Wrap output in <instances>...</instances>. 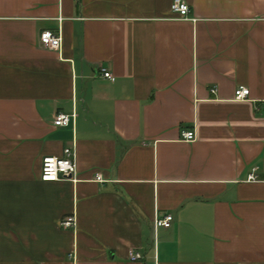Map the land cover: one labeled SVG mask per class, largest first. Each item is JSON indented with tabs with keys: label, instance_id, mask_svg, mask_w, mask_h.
<instances>
[{
	"label": "crops",
	"instance_id": "obj_1",
	"mask_svg": "<svg viewBox=\"0 0 264 264\" xmlns=\"http://www.w3.org/2000/svg\"><path fill=\"white\" fill-rule=\"evenodd\" d=\"M186 1L0 0V264H264V0Z\"/></svg>",
	"mask_w": 264,
	"mask_h": 264
},
{
	"label": "built area",
	"instance_id": "obj_2",
	"mask_svg": "<svg viewBox=\"0 0 264 264\" xmlns=\"http://www.w3.org/2000/svg\"><path fill=\"white\" fill-rule=\"evenodd\" d=\"M172 11L177 14L179 18L188 19L191 11L190 5L186 0H173ZM40 40L42 44L48 48L59 49L62 46L63 38L61 34H57L52 30H44L40 34ZM104 77L114 79V74L107 67L100 68ZM216 87L212 91H216ZM250 96V88L246 85H239L235 90L236 100H247ZM76 116V113L73 114ZM72 116L63 112L56 114L54 118V125L65 126L70 124ZM197 137L195 130L186 129L182 131V138L192 141ZM78 163L77 152L74 147L68 146L64 149L63 156H45L42 163L41 179L44 181H58L61 179H72L77 181ZM97 180L103 181V175L99 172L96 176ZM248 179L256 181L258 176L255 172L249 174ZM174 221V215L169 213L164 217H158L155 220L156 227L169 228ZM77 214L75 212L65 215L60 225L63 228H75L77 226ZM73 256L70 253V256ZM142 257L140 252H133L130 255L132 260H137Z\"/></svg>",
	"mask_w": 264,
	"mask_h": 264
}]
</instances>
